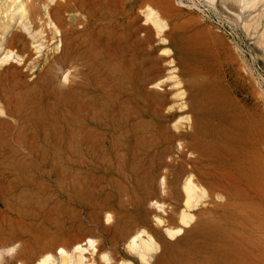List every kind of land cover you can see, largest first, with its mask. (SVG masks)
Wrapping results in <instances>:
<instances>
[{
    "label": "rangeland",
    "instance_id": "374dc122",
    "mask_svg": "<svg viewBox=\"0 0 264 264\" xmlns=\"http://www.w3.org/2000/svg\"><path fill=\"white\" fill-rule=\"evenodd\" d=\"M69 1L0 0V264H264V0Z\"/></svg>",
    "mask_w": 264,
    "mask_h": 264
},
{
    "label": "bare ground",
    "instance_id": "6f19581e",
    "mask_svg": "<svg viewBox=\"0 0 264 264\" xmlns=\"http://www.w3.org/2000/svg\"><path fill=\"white\" fill-rule=\"evenodd\" d=\"M68 1L69 0H65V4L61 5V6L63 8H68L69 2H70V1L69 2ZM149 1L150 2L151 1L152 2L153 1L157 2L155 0H149ZM83 3H84V0H80V2L78 3V6L80 8H82L83 7ZM129 6H131V5H129ZM33 8H35V7H33ZM159 9H161L160 11L162 12L163 15L167 14V6H164V5L162 6L160 4L159 5ZM30 10L32 11V9H30ZM34 11H35V9H34ZM146 14H147L148 17H150V19H149V20H151L150 23H152L154 25L153 27L155 29H159V28L163 27L162 24L156 18L152 19L151 12L148 11ZM52 17L54 19H56V21H61L59 13H54L52 15ZM71 21H73V20L71 19ZM74 21H78V19H74ZM243 121H239L237 123H229L223 129V139H221L222 141H220L218 149L221 150L223 156H226L228 158V160L232 162L231 167L233 168V170L239 172L241 174L244 182L247 185H250L251 182H252V175H253V173L255 171L256 165H258L257 162L259 161V164L261 165L262 168H264V165L262 163V160L258 158V151H257V146H256L255 134L252 133V131L249 128V126L246 123H243ZM195 136L194 135L192 136L194 143H192V147L190 146L191 149L194 148L193 150H195L196 146H197V142L195 140ZM203 139H204V137H203ZM209 145H210V143H209ZM199 146H201V145L199 144ZM205 147H208V146L206 145ZM202 148H204V147H202ZM231 176L232 175L230 173L225 172V173L222 174L220 180L228 183V185L230 187H234L237 182H236V180H233V178ZM229 208H230V206H226V207L223 208V211H226V213H227V210ZM239 209H241V211L245 212V210H246L245 202L239 207ZM254 211H255V209H254ZM242 219L244 220V222H247V213H243ZM205 224H207V223H205ZM212 225H214V224H212ZM214 226H216V225H214ZM193 230H196V228L195 229L193 228ZM213 231H214V229H213ZM216 232H218V237L220 236L219 240L223 244V246H222L223 254L224 255L228 254L231 251L228 248L226 249V246L231 241L229 236L226 233H224V232L215 231V233ZM216 235H217V233H216Z\"/></svg>",
    "mask_w": 264,
    "mask_h": 264
}]
</instances>
